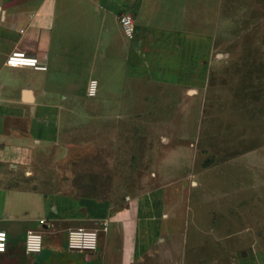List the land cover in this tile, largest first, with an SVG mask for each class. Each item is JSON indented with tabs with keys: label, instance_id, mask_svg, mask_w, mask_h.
<instances>
[{
	"label": "crops",
	"instance_id": "0c3cea01",
	"mask_svg": "<svg viewBox=\"0 0 264 264\" xmlns=\"http://www.w3.org/2000/svg\"><path fill=\"white\" fill-rule=\"evenodd\" d=\"M207 6L208 0H0V229L8 235L0 264H228L192 257L188 251L198 245L188 249L187 242H163L167 256L158 247L161 233L176 234L170 212L160 213L169 193L160 183L175 182L165 164L175 165L183 149L175 129L160 147L159 123L172 121L161 105L186 99L189 89L203 106L221 97L209 49L219 20H209ZM124 11L134 18L131 38L119 22ZM15 50L46 69L7 66ZM92 79L97 92L90 97ZM131 169L145 171L136 175L141 189L129 198L133 209L74 188L118 184L115 170ZM77 228L98 231L95 252L67 248V232ZM29 229L42 231L39 254L25 252ZM258 249L264 247H249ZM255 254L237 264H264Z\"/></svg>",
	"mask_w": 264,
	"mask_h": 264
},
{
	"label": "rangeland",
	"instance_id": "374dc122",
	"mask_svg": "<svg viewBox=\"0 0 264 264\" xmlns=\"http://www.w3.org/2000/svg\"><path fill=\"white\" fill-rule=\"evenodd\" d=\"M207 8L209 20H219L209 49L211 64L220 69L212 75L222 82L221 97L203 106L199 94L189 89L186 99L161 105V113L172 121L159 123L160 147L166 144L167 130L175 129V144L183 149L175 165L165 164L175 182L160 183L161 192L169 189L164 193L168 205L160 206V213L170 212L176 234L161 233L158 247L161 256H167L163 242H187L188 249L198 245L188 251L192 257H220L237 264L248 253L264 258V249L249 250L253 243L264 247V0H208ZM128 157L135 162L137 155ZM143 172L115 170L112 182L118 184L74 188L91 189L133 209L129 198L139 193L136 175ZM183 254L177 249L176 256Z\"/></svg>",
	"mask_w": 264,
	"mask_h": 264
},
{
	"label": "built area",
	"instance_id": "2783aa9c",
	"mask_svg": "<svg viewBox=\"0 0 264 264\" xmlns=\"http://www.w3.org/2000/svg\"><path fill=\"white\" fill-rule=\"evenodd\" d=\"M119 22L127 35L131 38L134 33V18L127 11L119 14ZM9 67H31L35 70H45L46 65L37 57L26 54L24 51L15 50L9 53L5 59ZM97 92V81L92 79L88 82L86 94L90 97ZM44 224V220L39 221ZM7 232L0 229V253L7 248ZM66 245L71 251L93 253L98 247V231L95 229H69L66 235ZM43 247V234L41 230L29 229L24 236V249L27 254H39Z\"/></svg>",
	"mask_w": 264,
	"mask_h": 264
},
{
	"label": "water",
	"instance_id": "95a60500",
	"mask_svg": "<svg viewBox=\"0 0 264 264\" xmlns=\"http://www.w3.org/2000/svg\"><path fill=\"white\" fill-rule=\"evenodd\" d=\"M94 258H96V257H94Z\"/></svg>",
	"mask_w": 264,
	"mask_h": 264
}]
</instances>
